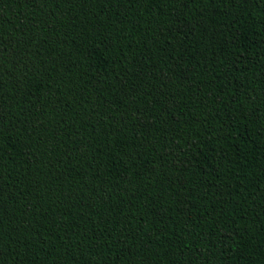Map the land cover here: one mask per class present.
Listing matches in <instances>:
<instances>
[{
    "label": "trees",
    "instance_id": "trees-1",
    "mask_svg": "<svg viewBox=\"0 0 264 264\" xmlns=\"http://www.w3.org/2000/svg\"><path fill=\"white\" fill-rule=\"evenodd\" d=\"M0 264H264V0H0Z\"/></svg>",
    "mask_w": 264,
    "mask_h": 264
}]
</instances>
